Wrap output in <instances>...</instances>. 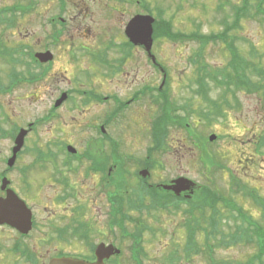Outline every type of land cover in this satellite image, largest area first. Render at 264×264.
I'll list each match as a JSON object with an SVG mask.
<instances>
[{
	"label": "flooded vegetation",
	"instance_id": "af4514ba",
	"mask_svg": "<svg viewBox=\"0 0 264 264\" xmlns=\"http://www.w3.org/2000/svg\"><path fill=\"white\" fill-rule=\"evenodd\" d=\"M221 1L223 3V0ZM21 3L24 5V12L19 13H23L30 24L25 34L26 42L23 43L27 64L23 67L20 64L19 68L29 69V73L34 74L31 83L41 82L44 87L59 91L52 99L45 116L18 128V131L21 128L29 129L27 136L36 135L35 139L39 138V142L43 137L44 144H26V136L15 164H19L22 154L30 153L32 161L23 163L19 168L23 174L20 181L24 184V190L33 187L34 195L40 194L36 193L39 177L29 176L37 167V170L46 174L39 187L42 188L45 181L52 182L49 185H55L58 195H55L52 202L59 208L54 210L56 214H49L50 219L56 220L49 222V229L45 228L42 239L45 244H29L27 238L32 236L38 226V217L31 203L19 193L21 190L16 185V180L11 177L17 167L15 164L8 166V161L4 160V165L7 166L0 171V197H5L9 189L17 193L32 210L33 226L29 234L22 235L13 227L0 225V228L13 232L16 238L13 244L9 245L10 251L7 253L10 255L1 252L3 247L0 244V264H50L52 260L63 257L96 263L99 244H117L113 239V223L121 220L126 224L128 220L127 208L119 206L118 199L116 205L113 204L114 183L122 181V175L126 176L127 169L137 168L135 177L140 180V188L148 187L154 190V187H157L156 192L169 196H173L174 191L164 188V185H170L180 178L192 180L181 175L166 184L153 182L150 180L153 160L160 148L166 151L167 146L161 147L156 135L153 136L155 145L146 150L143 158L126 155L123 153L125 150H121L123 145L113 133L118 120L120 123L129 117L128 112L134 107L132 105L147 100L145 95H150L147 103L153 106L152 103L155 102L159 111L153 116L151 131L153 127L158 126L161 115L164 114L161 100L165 101L168 93L165 85L167 86L169 81V70L159 60L154 49L158 36L154 35L150 54L144 43L133 41L126 31L132 19L146 14L144 0H28ZM10 8L16 7L12 5ZM35 41L38 44L33 43ZM39 54L43 56L38 59ZM144 62L151 66L154 73L163 72L166 80L162 79L161 84L159 80L157 85H151L149 82L146 85L145 81H139L138 70L144 67ZM133 72L135 74L132 76ZM128 78H132L131 85ZM141 82L142 88H134L132 95L124 99L123 88H120H128L127 85L133 87ZM194 83L197 88L195 92L201 95L199 100H206L201 87L210 88V82ZM63 85L66 87L61 88ZM146 89L149 94H145ZM177 93L173 91L168 97L172 121L170 127L182 130L185 139L192 138L196 130L191 128L187 116L191 114L193 106L188 104L189 102L184 106L172 101L171 97L177 100ZM251 93L253 92L248 94ZM61 97L63 101L57 104ZM211 110L218 112L213 106ZM198 112L200 113V110ZM201 118L204 121L206 119ZM36 122L39 125L43 122V126L47 128L40 129ZM78 136L79 144L76 143ZM183 143L187 145L186 142ZM68 146H73L76 151L70 153ZM197 146L200 149V145ZM205 147L207 148L206 145L202 146V151ZM258 147H255L256 150ZM143 169L149 171V176L137 177ZM5 179L8 182L3 188ZM88 179L89 183L86 184H92L94 189L90 198L81 194L79 184L81 180ZM194 183V191L192 185L190 190L182 192L179 198L193 196L200 188L199 183ZM135 200L137 201V198ZM145 200V206L154 207L151 198L145 197ZM181 205L185 206L183 203ZM115 207L120 209H116V215L113 213ZM180 210L185 211L182 207ZM57 240L79 244L80 250H48V246ZM45 254H48L47 257ZM119 256L121 254L105 258L104 264H111L112 260Z\"/></svg>",
	"mask_w": 264,
	"mask_h": 264
},
{
	"label": "rangeland",
	"instance_id": "374dc122",
	"mask_svg": "<svg viewBox=\"0 0 264 264\" xmlns=\"http://www.w3.org/2000/svg\"><path fill=\"white\" fill-rule=\"evenodd\" d=\"M26 1L28 0H0V10L2 8L10 9L12 5L22 4L21 2ZM256 1L251 0V9H254ZM144 3L152 10L156 18L159 14H162L165 19L171 20L175 32L212 34L223 32L228 22L230 25L234 24L236 19L234 5L240 7L244 0H223V3L221 0H144ZM259 6L264 7V0H261ZM21 7H24V5H21ZM249 12L241 22V28L235 30L233 34L239 38L235 42L237 50L246 59H255V57L264 54V21L261 17H255L254 10ZM9 13H11L10 10ZM28 24H30L28 19L22 16L16 25L0 24V35L2 34L3 38L9 40L10 45L25 43V34L29 28ZM157 40H155L154 49L159 60L169 70V81L165 90L168 92V96H170V93L172 95L173 91L178 92L177 100L175 97H171L172 101H176L177 104L180 105L181 103L186 106L189 102L188 104L193 106L187 120L194 125L198 137L208 144L209 158L211 157L213 163L210 164V169H205L200 161L202 153L193 145V139L190 137L185 139L182 130H175L174 127L169 125L163 139L167 150L162 151L160 148L159 153L153 160L150 180L166 184L173 178L185 175L201 185L207 184L218 187L224 195H229L230 192L234 191L233 197L238 204L243 206L247 213H252L255 219L260 220L261 211L259 207L253 204L251 198L244 197L242 190L238 191L237 182L235 181L236 179L240 180L248 188L258 189L259 195L264 196V94L261 92L248 94L237 91L235 98L242 102V106L237 107L233 94L231 92L226 94V99L230 104H225L223 88H216L211 81L209 96L206 100H199L201 95L195 92L197 88L194 83V79L198 76L197 67L199 65L196 66L192 63V58L199 52V42L173 40L163 35L159 36ZM33 43L38 44L37 41ZM226 47L228 46L223 41H210L204 47L201 56L210 69L221 70L228 66L232 55ZM262 59L264 64V58ZM19 70L22 69L19 68ZM9 71L10 66L7 62L0 59V78L6 86L4 88L6 91L0 92V171L7 166V164L4 165V160L11 156L14 144L12 134L15 127L26 126L27 123L35 122L43 117L48 112L52 99L59 91L44 87L41 82L33 84L29 80H21L15 83L14 80L11 81L10 76L7 74ZM138 71V80L145 81L146 85L147 82L151 85H157L159 80L161 84L162 73H154L147 62H144V67ZM131 74L133 76L135 73ZM131 79H129V85L132 84ZM10 85L13 87L8 89L7 87ZM129 85H127L128 88L126 86L120 88V90L123 88L124 99L132 95L134 88H142V82L133 87ZM65 87L63 85L61 88ZM145 94H149L147 89ZM148 96L145 95L147 100L144 103L139 101L132 105L134 107L128 112L129 117L120 123L118 120V124L114 126V136H117V140L123 145L121 150H125L123 153L126 155L143 158L146 150L155 145L154 137L151 134L152 119H154V114L159 111L155 102L152 103L154 107L147 103L149 101ZM209 99H214V101L210 102ZM217 103H220L221 106L216 105ZM214 105L217 107V113L215 110H211ZM198 110H200V113ZM201 112L204 113L205 121L201 118ZM207 116L210 119H207ZM36 123L39 125L38 122ZM43 125L44 123L41 122L40 129L47 128ZM211 133L218 135L214 142L208 140ZM31 136H27L26 144H44L43 137L40 138L41 142H39L37 141L39 138L35 139L36 135ZM79 140L78 136L77 144H79ZM183 142H186L187 145H184ZM257 146L260 149L256 150ZM30 155L28 152L22 154L19 164H15L17 168L11 177L16 180V185L22 192L19 193L31 203L38 217V226L33 231L32 236L30 235L31 237L27 238L28 243L33 245L36 242L45 244L42 240L45 235V228L49 229V222L56 220L50 219L49 214H56L54 210L59 208L52 202L55 195H58V190L54 188L55 185H49L52 182L48 181L44 182L42 188L39 187L46 174L37 170V167L29 176L31 178L39 177L36 193L39 192L40 194L34 195L33 187L24 190V184L20 181L23 174L19 168L23 163L32 161ZM136 169V167H131L126 170V172L128 171L126 182L127 188L139 196L140 180L135 177ZM86 183H89V179L88 181L81 180L79 182L81 194L85 195L86 198L88 196L90 198L94 194V189L91 187L92 184ZM126 208L128 210V220L125 227L129 234L139 229L141 240L136 241L129 235H125V238H123L121 230L118 227L114 228L112 233L113 239L117 243L115 245L123 251L121 256L117 258L118 262L116 264H136L131 259V251L134 248L142 253L143 264H173L174 257L169 260L166 259L170 250L174 251L175 258H180L183 264L207 263L205 254L203 255L198 251L189 256L184 248L186 237L183 222L187 215L182 210L168 211L154 208L136 210L127 207V205ZM224 222L233 224L231 220H225ZM138 223H141V225L138 226ZM14 235L10 230L0 228L2 253L10 255L7 252L10 251L9 245L13 244L16 239ZM60 241H53L48 246V250L51 252L55 251L56 248L67 252H78L80 250L79 244H68L63 243L62 240ZM44 250L47 249L44 248ZM255 252L254 245L239 244L218 247L216 254L219 259H230L236 263L237 261L244 263ZM4 254L3 256H5ZM47 255L45 254L46 257ZM187 259L189 260L187 261ZM111 264H114V262Z\"/></svg>",
	"mask_w": 264,
	"mask_h": 264
},
{
	"label": "trees",
	"instance_id": "16d2710c",
	"mask_svg": "<svg viewBox=\"0 0 264 264\" xmlns=\"http://www.w3.org/2000/svg\"><path fill=\"white\" fill-rule=\"evenodd\" d=\"M251 0H244V3L240 7L234 6V14L236 16L234 24L228 22L226 23V28L223 32L212 33V34H202L199 32H192L187 34L184 32L173 31L172 21L165 19L162 14L158 15L155 22V35L156 36H166L172 38L173 40H194L199 42L200 49L196 53L195 57L192 58V63L197 67L198 76L194 79L199 82H208L212 80L217 83H223L231 88L240 87L247 89L248 91H256L258 93L264 94V64L263 59L264 54L255 57V59H246L240 51L236 48V40L239 39L233 34L235 30L241 28V22L246 17L249 11L254 10V15L256 18L261 17L264 21V7H260L261 0H257L254 9H251ZM18 9V8H17ZM9 10L12 13H9ZM162 12V11H159ZM23 16V14H22ZM21 16L18 10L14 11L9 8H2L0 10V24H7L9 26L16 25ZM7 28L5 29V31ZM2 35V34H1ZM0 35V59L8 61L10 70V79H21L34 80V74H30L29 69L22 68L26 65L25 58V46L23 43L16 45H10L9 40L3 38ZM9 41V42H8ZM210 41L218 42L223 41L227 44V49L230 52L231 60L230 67L221 70H212L209 65L204 61L201 55H203V49ZM254 52V51H253ZM2 60V61H3ZM22 65L24 71H19V65ZM1 79V78H0ZM12 86L7 87L11 89ZM6 86L3 80H0V92L4 90ZM235 88V89H236ZM234 90V89H233ZM201 91H204L203 89ZM205 97L208 94L205 92ZM167 103L163 106L164 114L161 115L158 126L155 127L153 131L154 136L158 135L160 146H166L164 142V137L167 132L169 124L171 121L170 106L168 103V97H166ZM208 101L212 102L211 99ZM228 104L229 101L226 100ZM216 105H220L217 103ZM217 109V107L214 105ZM206 161L212 164L211 157L205 152ZM125 177V176H124ZM123 177V178H124ZM122 178V182L114 183V195H120L122 192H126L125 188L127 184ZM237 182V189L242 190L244 197L251 198L254 203L259 207L261 211L260 220L255 219L252 213H247L243 206L239 205L238 202L233 197V192L228 195H224L223 192L216 186L203 185L195 193L191 199H180L176 196H169L168 194H159L156 192L157 187L153 189L140 188L139 198L143 200L136 201V204H141L142 207L147 208L143 201L145 197H149L156 203L158 207H163L167 209L176 208L180 206V200L187 202L188 208L187 218H186V231H187V244H184V248L187 254L190 256L194 252H201L205 254L207 263L206 264H264V198L259 197L253 191V189L248 188L240 180ZM236 189V190H237ZM155 191V192H154ZM129 198H134L130 196ZM133 200H129L130 208H134ZM156 206V207H157ZM225 220L232 221L233 224L224 222ZM141 223H138L140 226ZM130 236L136 241L141 240L140 231L131 233ZM199 236V237H198ZM245 244L246 246H255L256 252L253 253L250 259H247L244 263L237 261L233 262L230 259L224 260L217 258L218 247H229L231 245ZM253 244V245H252ZM139 247V246H138ZM134 252H140L137 248L133 249ZM172 257L175 258L174 251L171 252ZM137 255V254H135ZM176 263L180 261V258L176 257Z\"/></svg>",
	"mask_w": 264,
	"mask_h": 264
},
{
	"label": "water",
	"instance_id": "95a60500",
	"mask_svg": "<svg viewBox=\"0 0 264 264\" xmlns=\"http://www.w3.org/2000/svg\"><path fill=\"white\" fill-rule=\"evenodd\" d=\"M155 22L154 17L151 15L136 16L129 23L127 27V33L133 41L144 43L148 50L151 49L153 42V23ZM40 58L42 54L38 55ZM25 131H22L17 139V146L14 149V156L10 159L9 163L12 165L16 159L17 152L23 145V138ZM216 135H211L210 139L214 140ZM143 176H147L148 172H142ZM5 184L7 181H4ZM188 183V184H187ZM175 185H165L164 188L172 189L177 194L182 191L188 190L191 181L180 178L174 182ZM0 223H8L14 227H17L21 232L28 233L32 228V213L27 208L24 201H22L17 194L12 190H8L6 198H0ZM118 254L120 251L114 248L113 245L105 246L101 244L96 250L98 260L96 263H87L76 258H59L51 261L50 264H104L105 258H110L113 254Z\"/></svg>",
	"mask_w": 264,
	"mask_h": 264
}]
</instances>
